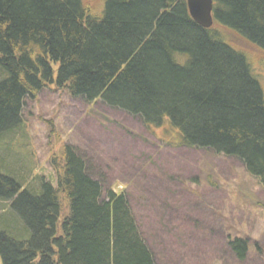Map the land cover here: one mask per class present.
I'll return each instance as SVG.
<instances>
[{"label":"trees","instance_id":"16d2710c","mask_svg":"<svg viewBox=\"0 0 264 264\" xmlns=\"http://www.w3.org/2000/svg\"><path fill=\"white\" fill-rule=\"evenodd\" d=\"M213 1L205 30L186 0H0V264H156L129 198L75 148L56 180L4 164L27 101L55 83L147 127L168 120L182 146L235 158L264 189V88L232 40L264 54V0ZM228 246L245 259V239Z\"/></svg>","mask_w":264,"mask_h":264},{"label":"rangeland","instance_id":"374dc122","mask_svg":"<svg viewBox=\"0 0 264 264\" xmlns=\"http://www.w3.org/2000/svg\"><path fill=\"white\" fill-rule=\"evenodd\" d=\"M87 2L101 8V0ZM232 40L264 88V54ZM164 122L147 127L103 101L72 98L55 83L27 101L22 132L4 139L1 158L28 181L56 180L54 164L66 147L75 148L106 190L129 198L156 264H264L262 186L235 158L182 146V133ZM235 238L248 242L244 260L228 246Z\"/></svg>","mask_w":264,"mask_h":264},{"label":"water","instance_id":"95a60500","mask_svg":"<svg viewBox=\"0 0 264 264\" xmlns=\"http://www.w3.org/2000/svg\"><path fill=\"white\" fill-rule=\"evenodd\" d=\"M192 20L201 28L208 30L214 25L213 0H186Z\"/></svg>","mask_w":264,"mask_h":264}]
</instances>
